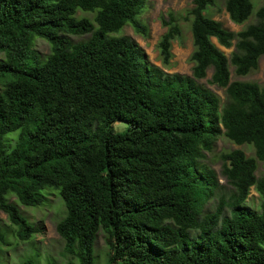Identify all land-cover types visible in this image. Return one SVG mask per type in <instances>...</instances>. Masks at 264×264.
I'll return each mask as SVG.
<instances>
[{"label": "trees", "instance_id": "obj_1", "mask_svg": "<svg viewBox=\"0 0 264 264\" xmlns=\"http://www.w3.org/2000/svg\"><path fill=\"white\" fill-rule=\"evenodd\" d=\"M148 2L0 0V211L16 238L30 240L39 229L19 204L39 206L47 188L57 190L67 264L95 263L100 230L107 264H264V178L255 175L264 164V86L235 78L260 59L264 67V2L254 10L252 0H224L243 25L236 32L210 15L217 0L167 11L160 65L120 35L126 25L149 35ZM184 29L190 75L168 72ZM38 37L48 54L35 48ZM212 38L233 50L227 56ZM209 68L224 101L198 82ZM122 121L126 130L115 131ZM221 136L253 149L220 153L230 192L204 163ZM252 187L258 208L247 203ZM6 234L0 226V244L10 246Z\"/></svg>", "mask_w": 264, "mask_h": 264}, {"label": "rangeland", "instance_id": "obj_2", "mask_svg": "<svg viewBox=\"0 0 264 264\" xmlns=\"http://www.w3.org/2000/svg\"><path fill=\"white\" fill-rule=\"evenodd\" d=\"M224 0H217V7H212L209 10L210 15L216 20L220 21L222 25L231 30L239 31L243 25L233 23L228 13L223 7ZM254 10H256L264 0H252ZM191 6V0H149L148 8L143 15L149 27V35L142 37L136 34L132 27L126 25L123 27L120 35L131 37L145 52L148 60L156 65H160L158 60V52L156 44L162 34L165 32V27L162 26L160 17L165 15L167 11L180 12ZM250 22L254 21V14L249 19ZM86 36L74 37V40L84 39ZM212 41L217 44L215 38ZM219 48L228 56L233 50L232 48H225L217 44ZM35 48L41 54H48L50 51L49 44L43 38L38 37L35 41ZM171 51L173 53V67L168 72H175L183 75L191 74L192 63L189 56L192 52V41L188 30L184 29V39L182 41H173ZM3 54L0 53V58ZM232 70V68H231ZM264 67L263 60L260 59L258 68L246 77H235L239 80L255 81L264 86ZM212 74V68H209L206 77L198 80L199 83L205 85L208 89L213 91L219 96L221 101H224V89L217 87L214 84H209L207 81ZM232 79H235L231 74ZM128 124L126 122H116L113 128L117 132L125 131ZM233 149H242L247 156L253 155L252 147L248 145H235L228 141L225 137L221 136L215 142L213 151L206 153L204 163L215 170L221 190L223 192H230L232 187L227 183L226 179L221 174V160L220 153ZM257 178H264V164L258 162L257 170L255 172ZM10 201L16 202L14 197ZM216 203L215 198H211L205 205V212L213 210ZM247 203L258 208L260 198L256 190L252 187L248 196ZM22 215L34 227L39 229L34 233L30 240L22 241L15 237L13 230L10 228V221L7 215L0 211V226L7 232V239L11 242L10 246L0 244V259L4 264H21L27 258H33L35 264H46L47 260H54L57 264H67L69 257L63 254L64 241L56 231V223L65 215V206L61 197L58 195L57 190L47 188L45 191L44 201L41 205L36 207H26L19 204ZM107 251L108 248L105 243V233L99 231L94 242L95 263L94 264H107Z\"/></svg>", "mask_w": 264, "mask_h": 264}]
</instances>
